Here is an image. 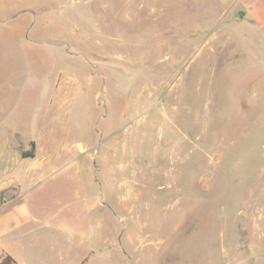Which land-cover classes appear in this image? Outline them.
I'll return each instance as SVG.
<instances>
[{
	"label": "rangeland",
	"instance_id": "1",
	"mask_svg": "<svg viewBox=\"0 0 264 264\" xmlns=\"http://www.w3.org/2000/svg\"><path fill=\"white\" fill-rule=\"evenodd\" d=\"M21 192L72 264H264V0H0V206Z\"/></svg>",
	"mask_w": 264,
	"mask_h": 264
},
{
	"label": "crops",
	"instance_id": "2",
	"mask_svg": "<svg viewBox=\"0 0 264 264\" xmlns=\"http://www.w3.org/2000/svg\"><path fill=\"white\" fill-rule=\"evenodd\" d=\"M35 166L32 170L23 171L29 175L31 173L35 178L42 177V169L47 166L46 158L37 161ZM18 181L21 180L12 178L1 190ZM23 198L21 192L14 201L0 206V240L8 238L18 244L17 253L2 250L0 261L4 255H9L15 264H72L74 250L80 243L74 225L46 222V219L39 217L42 215L40 211L34 214L29 210Z\"/></svg>",
	"mask_w": 264,
	"mask_h": 264
},
{
	"label": "trees",
	"instance_id": "3",
	"mask_svg": "<svg viewBox=\"0 0 264 264\" xmlns=\"http://www.w3.org/2000/svg\"><path fill=\"white\" fill-rule=\"evenodd\" d=\"M0 264H15V261L11 256L4 255L0 261Z\"/></svg>",
	"mask_w": 264,
	"mask_h": 264
},
{
	"label": "water",
	"instance_id": "4",
	"mask_svg": "<svg viewBox=\"0 0 264 264\" xmlns=\"http://www.w3.org/2000/svg\"><path fill=\"white\" fill-rule=\"evenodd\" d=\"M239 15L242 16L243 15L242 12H240Z\"/></svg>",
	"mask_w": 264,
	"mask_h": 264
}]
</instances>
